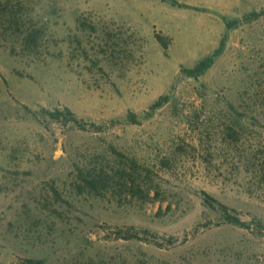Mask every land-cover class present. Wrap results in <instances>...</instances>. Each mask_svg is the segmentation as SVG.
<instances>
[{"label":"rangeland","instance_id":"rangeland-1","mask_svg":"<svg viewBox=\"0 0 264 264\" xmlns=\"http://www.w3.org/2000/svg\"><path fill=\"white\" fill-rule=\"evenodd\" d=\"M177 1L0 0V264H264V0Z\"/></svg>","mask_w":264,"mask_h":264},{"label":"trees","instance_id":"trees-1","mask_svg":"<svg viewBox=\"0 0 264 264\" xmlns=\"http://www.w3.org/2000/svg\"><path fill=\"white\" fill-rule=\"evenodd\" d=\"M161 1L167 2L172 6H181L177 0H161ZM254 16L255 18H259L260 14L254 13ZM156 38L164 49L168 48L169 42L167 38L161 36H157ZM218 53H220L219 50H217L212 55L206 57L205 59L199 61L194 67L182 69L183 74H185L189 78H194V79L200 77L201 75L205 74L214 65ZM162 105H163L162 100H159L151 107V110L155 111L156 109L160 108ZM42 113L45 116V118H47L50 121L62 122L64 124L70 123L75 128L78 129L84 128L82 121L70 108L66 107L63 110L57 109L54 111L42 109ZM127 122L130 124H139L140 121L138 120V116L135 113H130L127 116ZM91 184H93L94 186L97 183L93 182ZM203 195H204L203 197L204 205L209 209L216 210L217 212H219L220 215L223 217L225 223L240 227L247 226L246 223L242 222L238 217L230 214L229 208L227 206L220 203L217 199L209 196L207 193H204ZM127 234L128 235L125 236L124 238L140 240V237L138 235H132L129 232ZM37 264H42V263L39 261L37 262Z\"/></svg>","mask_w":264,"mask_h":264}]
</instances>
